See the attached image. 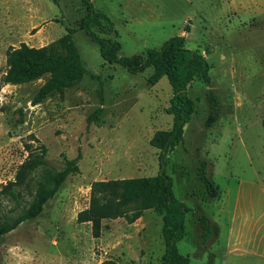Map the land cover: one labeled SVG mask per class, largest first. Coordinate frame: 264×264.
Returning <instances> with one entry per match:
<instances>
[{
	"label": "rangeland",
	"instance_id": "rangeland-1",
	"mask_svg": "<svg viewBox=\"0 0 264 264\" xmlns=\"http://www.w3.org/2000/svg\"><path fill=\"white\" fill-rule=\"evenodd\" d=\"M91 1L111 19L119 55L158 47L180 34L186 47L206 59L209 79L196 75L186 85L193 111L181 142L160 166L149 138L171 123L165 76L151 84L149 66L129 73L103 61L97 44L78 27L85 13L80 0H0V188L39 143L55 169L62 154L77 159V170L40 212L4 233L0 264H102L108 258L158 264L163 251L158 212L143 209L132 221L102 218L96 237L89 222L75 215L88 204L92 180L153 175L160 168L171 178L173 196L188 207L176 245L190 264H264V0ZM66 27L73 28L90 73L37 102L34 94L48 73L22 83L1 81L7 47L44 45ZM210 113L216 118L206 125ZM200 160L217 187L215 196L206 194L196 176ZM32 191L33 186L22 189L14 199L0 192V220L9 221L27 205ZM199 214L211 223L205 240Z\"/></svg>",
	"mask_w": 264,
	"mask_h": 264
},
{
	"label": "trees",
	"instance_id": "trees-1",
	"mask_svg": "<svg viewBox=\"0 0 264 264\" xmlns=\"http://www.w3.org/2000/svg\"><path fill=\"white\" fill-rule=\"evenodd\" d=\"M80 1L85 13L80 17L78 27L97 44L103 61L116 62L129 73L143 71L149 66L152 69L147 76L149 83L153 84L165 76L170 85L171 96L165 107V111L171 114L170 126L154 130L149 138V143L159 150V163L162 166L166 154L181 142L183 125L193 111L194 104L186 94V85L196 75L207 81L208 63L198 50L184 45V37L180 34L168 36L158 47H148L140 53L119 55L120 43L115 38L116 30L109 16L95 8L91 0ZM92 26L105 36L97 34ZM72 32V27H66L64 34L40 46L20 42L17 46L7 47V68L1 75V81L22 83L48 73L34 94V102L40 101L52 91L59 92L73 85L87 71L73 42ZM99 112L100 107L92 112V118ZM215 118L216 115L210 113L205 120L206 125ZM262 128L264 130V119ZM45 152L46 147L42 143L36 149L29 150L18 165L13 180L7 181L0 188L1 193L14 199L22 189L33 186L27 205L19 209L9 221L0 220V245L4 233L22 220L38 214L44 202L57 191L66 176L77 170L76 157L62 154V164L55 169L47 162ZM196 176L208 196L217 194V187L206 172L205 160L199 161ZM171 183L170 176L162 168L153 175L92 180L88 204L76 212L75 219L78 222L88 221L90 234L96 237L100 233L102 218L125 216L128 221H132L143 209L151 208L161 214L162 219L163 251L158 264H190L188 256L181 253L176 245L183 236V219L188 207L184 201L173 196ZM196 222L200 236L205 240L211 232V223L204 214L197 215ZM101 263L122 264L110 258L103 259Z\"/></svg>",
	"mask_w": 264,
	"mask_h": 264
},
{
	"label": "crops",
	"instance_id": "crops-1",
	"mask_svg": "<svg viewBox=\"0 0 264 264\" xmlns=\"http://www.w3.org/2000/svg\"><path fill=\"white\" fill-rule=\"evenodd\" d=\"M92 2V1H91ZM93 4V3H92Z\"/></svg>",
	"mask_w": 264,
	"mask_h": 264
}]
</instances>
